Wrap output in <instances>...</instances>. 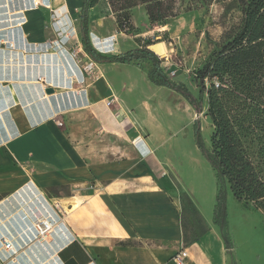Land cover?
Wrapping results in <instances>:
<instances>
[{
  "label": "crops",
  "instance_id": "crops-1",
  "mask_svg": "<svg viewBox=\"0 0 264 264\" xmlns=\"http://www.w3.org/2000/svg\"><path fill=\"white\" fill-rule=\"evenodd\" d=\"M83 1L63 4L76 26V77L69 73V67L77 71L67 61L70 55L64 57L55 43L45 50L52 39L34 24L0 26V264H178L183 252L184 264H230L231 249L198 201V172L173 151L177 115L160 97L167 88L149 81L140 66L144 61H93L82 44ZM104 3L109 10L99 13ZM142 13L147 14L143 5L132 9L137 28L147 23ZM38 14L31 20L38 21ZM108 15L106 0L90 12L97 52L109 56L141 47L107 28ZM79 78L81 85H72ZM48 88L54 93L47 94ZM69 91L80 102L62 107L60 96ZM33 190L64 214L43 243L36 241L27 210L36 208L29 198ZM183 192L208 229L189 244ZM3 238L14 244L16 255L3 247Z\"/></svg>",
  "mask_w": 264,
  "mask_h": 264
},
{
  "label": "trees",
  "instance_id": "trees-1",
  "mask_svg": "<svg viewBox=\"0 0 264 264\" xmlns=\"http://www.w3.org/2000/svg\"><path fill=\"white\" fill-rule=\"evenodd\" d=\"M101 0H84L80 11L82 44L85 52L99 63L149 61L148 79L157 86L179 91L198 113L207 106L213 127L207 147L200 121H196L197 146L212 166L218 185L214 222L226 228L227 189L242 203L264 211V0H239L243 6L241 26L234 28L222 48L196 74L199 95L193 96L172 81L162 69L161 58L149 43L116 55H103L92 45L89 34L91 9ZM115 16L117 30H136L132 9L145 6L150 23H163L176 17L175 0H106ZM227 1V0H224ZM185 243H193L207 232L203 219L195 217V206L183 192ZM2 196H0V201ZM227 249L228 237L224 235Z\"/></svg>",
  "mask_w": 264,
  "mask_h": 264
},
{
  "label": "rangeland",
  "instance_id": "rangeland-1",
  "mask_svg": "<svg viewBox=\"0 0 264 264\" xmlns=\"http://www.w3.org/2000/svg\"><path fill=\"white\" fill-rule=\"evenodd\" d=\"M36 1L0 0V26L11 27L22 21L31 22V27L34 24L36 29L52 39L45 44V50L51 51V45L55 43L72 54L78 38L74 18L63 6L65 0H50L53 4L47 2L46 6L42 3L36 4ZM173 8L177 16L169 18L165 24H152L148 15L142 13L139 17L147 22L143 24V28L135 26V31L124 34L140 46L149 43H161L165 46L166 50L162 56L166 54L169 56V61L161 59L165 74L175 83L184 85L193 96L198 97L196 74L213 54L222 48L234 32L233 29L241 26L243 6L239 0H175ZM20 10L23 12L16 13ZM108 10L109 7L104 3L100 5L98 12L104 14ZM33 13H39L38 21L31 20ZM110 13L108 12L109 15ZM28 15L30 20L27 18ZM109 15L106 16L107 28L113 26V29H117L114 14ZM112 21L114 24H111ZM116 38L113 36L115 41ZM157 55L160 57L159 54ZM140 66L149 70L152 63L144 61ZM173 71L176 72L175 75H172ZM84 72H88L86 68L83 69ZM80 81L82 78H79V83L73 80L72 85L80 86ZM166 90L165 93H160V97L177 115L176 129L171 132L170 140L172 145L174 144L173 151L179 152L178 160L181 159L184 166L189 164L198 172L200 177V183L196 188L198 201L207 216L210 214L208 210L211 211V224L219 229L222 238L224 239V235L228 237L232 254L229 257L230 264H264V211L256 209L253 204L238 202L227 189L226 228L223 229L214 222L213 202L217 203V178L212 166L197 146L195 137L196 121L199 120L203 140L207 147L211 146L210 137L213 127L207 116L206 103L203 112L198 113L183 93L170 88ZM60 101L62 107L75 105L76 102H80V96L75 91H69L60 96ZM185 176L187 177V173ZM5 198L6 196L3 199ZM7 206L11 211L15 210L9 203Z\"/></svg>",
  "mask_w": 264,
  "mask_h": 264
},
{
  "label": "built area",
  "instance_id": "built-area-1",
  "mask_svg": "<svg viewBox=\"0 0 264 264\" xmlns=\"http://www.w3.org/2000/svg\"><path fill=\"white\" fill-rule=\"evenodd\" d=\"M10 45L12 46V44ZM73 54L76 57V53L73 52ZM161 59L169 61V56L166 54L161 56ZM175 74L176 72L173 71L172 75ZM108 104H111V101ZM29 198L32 200V204H34L33 206L36 207L35 209L30 207L27 208L33 219L34 229L36 232V241L43 243L48 236H51L54 233L55 229L59 225L63 224L64 214L59 204L49 205L45 197L42 196L37 190H33L32 197ZM38 211H40V213ZM2 245L6 250L12 252V254L16 255L18 253L14 244L10 240L3 238ZM186 256V252L181 253L177 257L178 264H184L183 259Z\"/></svg>",
  "mask_w": 264,
  "mask_h": 264
},
{
  "label": "bare ground",
  "instance_id": "bare-ground-1",
  "mask_svg": "<svg viewBox=\"0 0 264 264\" xmlns=\"http://www.w3.org/2000/svg\"><path fill=\"white\" fill-rule=\"evenodd\" d=\"M36 1V0H35ZM45 1L46 0H37L36 1V4H39V3H42V4H45ZM50 1V0H49ZM36 8V7H35ZM56 48H57V50H59L60 51V53L64 56V57H66V53H68L65 49H63L62 48V46L60 45V44H58L57 46H56ZM150 49L151 50H153L155 53H157V54H159V55H162L163 53H164V49H163V46H162V44H154V45H152L151 47H150ZM69 54V53H68ZM70 55V62L72 63V65H73V63H74V65L76 66V68H77V71L75 70V69H72L71 67H69L70 68V73H71V77H76V76H78V75H81L80 73H81V69L79 68V65H78V63H77V60H76V58H75V56H74V54L72 53H70L69 54Z\"/></svg>",
  "mask_w": 264,
  "mask_h": 264
},
{
  "label": "water",
  "instance_id": "water-1",
  "mask_svg": "<svg viewBox=\"0 0 264 264\" xmlns=\"http://www.w3.org/2000/svg\"><path fill=\"white\" fill-rule=\"evenodd\" d=\"M46 93H47V94H53V93H54V89H53V88H48V89L46 90Z\"/></svg>",
  "mask_w": 264,
  "mask_h": 264
}]
</instances>
